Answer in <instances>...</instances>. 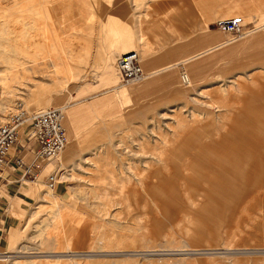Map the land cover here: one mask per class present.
Masks as SVG:
<instances>
[{
    "label": "rangeland",
    "instance_id": "1",
    "mask_svg": "<svg viewBox=\"0 0 264 264\" xmlns=\"http://www.w3.org/2000/svg\"><path fill=\"white\" fill-rule=\"evenodd\" d=\"M174 1L0 0V125L19 110L55 108L67 134L36 181L9 193L0 181L9 214L1 244L9 237L13 259L264 264V4L189 2L176 33L140 37L149 10ZM232 18L243 20L240 36L215 26ZM205 33L228 51L213 57L219 48L199 41ZM129 52L144 77L121 82L116 62ZM149 165L140 187L130 168ZM104 167L132 180L120 197ZM57 170L51 190L45 180ZM55 194L68 208L60 221Z\"/></svg>",
    "mask_w": 264,
    "mask_h": 264
},
{
    "label": "built area",
    "instance_id": "2",
    "mask_svg": "<svg viewBox=\"0 0 264 264\" xmlns=\"http://www.w3.org/2000/svg\"><path fill=\"white\" fill-rule=\"evenodd\" d=\"M222 30L238 33L241 29L240 20H225L217 24ZM129 64L121 62L123 70V80L129 81L140 78L142 73L137 65L136 56ZM38 146L36 150V160L31 164H25L20 155L29 148V145ZM65 130L60 123V115L57 111L47 110L41 114H28L26 111L19 110L12 114L10 120L4 126H0V181L4 178L6 168H9L8 174H16L17 181L24 179L36 180L37 173L41 164L56 156L65 146ZM53 170H55L53 168ZM55 174L50 175L47 184L50 187L55 185Z\"/></svg>",
    "mask_w": 264,
    "mask_h": 264
},
{
    "label": "crops",
    "instance_id": "3",
    "mask_svg": "<svg viewBox=\"0 0 264 264\" xmlns=\"http://www.w3.org/2000/svg\"><path fill=\"white\" fill-rule=\"evenodd\" d=\"M245 1V0H243ZM251 1V2H250ZM193 3L196 7L197 3H200L201 0H177L174 1V3H171V5L165 9L164 7V3H160L158 9H150L149 13H148V18L146 20H144L140 25H139V29H138V34L141 36H145L147 31H150V29H152L151 31L153 33H161V31L163 30H167L173 33H176V27H174L173 24V20H177L179 17V20L181 21L182 19H184L185 16V10L184 8L187 6V3ZM249 3H251V5H254V8H251V11H253L255 9V0H249ZM259 6H260V11L263 9L262 5L264 4L263 0L259 1ZM195 9V8H192ZM236 12L235 6L232 9L227 10V12H225V15H232ZM223 15V16H225ZM255 41H259L261 42L263 40V37H257L254 39ZM199 41L202 42L204 44L205 47L208 48H213V47H218V52L216 53H212L213 57H215L216 54H220V53H224L228 51V45L225 44L224 42H220L219 40V34H209V33H205L203 34V36H201L199 38ZM148 57H145V61H147ZM146 66V65H145ZM146 68H148V66H146ZM78 112V111H77ZM71 115L72 112H71ZM171 145V144H170ZM170 145L168 146H163L165 149H168L170 147ZM24 153L25 154L24 156ZM31 155L33 157V154L30 153L26 148L25 150L21 153V159L25 164H30V159L26 157V155ZM106 155V154H105ZM149 155V154H148ZM166 156V154H165ZM106 158V157H105ZM103 158V159H105ZM5 173V172H4ZM17 175L16 174H5L4 175V179L1 180V182L4 184L2 185L3 187L6 188V192L9 193V191H14L15 189L13 188H20L21 187V182L17 181ZM1 189V188H0ZM56 197H61L59 194H55ZM7 200L2 196V194H0V263L3 262H8L9 264H13V262H25V264H57V262H59V260H62L60 258H56V259H50V258H38V257H22V259H13L14 256L9 255V252H6V246L9 240V237L7 238V241L5 243V245L3 246L1 244V238L3 236V233L6 230V227L9 225V214H8V208H7ZM51 208L56 211L52 218L54 219V221H60L63 216L66 215L67 213V204L63 205L62 208L64 210H60L59 206H52L50 205ZM10 208V207H9ZM11 211V210H10ZM59 212V213H58ZM63 213V215H59ZM50 230L56 231L58 228H55L53 226H50L49 228Z\"/></svg>",
    "mask_w": 264,
    "mask_h": 264
},
{
    "label": "bare ground",
    "instance_id": "4",
    "mask_svg": "<svg viewBox=\"0 0 264 264\" xmlns=\"http://www.w3.org/2000/svg\"><path fill=\"white\" fill-rule=\"evenodd\" d=\"M232 19H238V20H240V25H241V29L239 30V32L238 33H231L230 31H227V30H222V29H220L219 27H217V24H220L221 22H223V21H225V20H219V21H217V22H215V26H216V28H217V30H219V31H221V32H224V33H226V34H229V35H232V36H234V37H237V36H240L242 33H243V28H244V25H243V20L241 19V18H232ZM228 20H231V19H228ZM136 56V58H137V65H138V68H139V70L141 71V73H142V75H141V77L140 78H137V79H134V80H129V81H127V82H134V81H138V80H141L143 77H144V72H143V70H142V68H141V66H140V63H139V56H138V54L136 53V52H129V53H127V54H124V55H122V56H120L118 59H117V62H116V65H117V69H118V72H119V76H120V79H121V82H124V80H123V75H124V73H123V70H122V68H121V66H120V63L121 62H125V63H127V64H129V61H131L132 59H130V57H132V56ZM186 80H187V82H188V79H187V77H186ZM47 110H53V111H57L58 112V114L60 115V123H61V125H62V127H63V129L65 130V136H66V144H67V134H66V129H65V127H64V125H63V119H64V116L62 115V113H61V111L59 110V109H55V108H51V109H45V110H39V111H33V112H31V113H29L28 112V114H33V113H37V114H41L42 112H45V111H47ZM23 111V110H22ZM12 115H10V117H11ZM10 117L8 118V121L10 120ZM8 121L5 123V124H7L8 123ZM5 124H3V125H0V126H4ZM66 144H65V146H64V148L56 155V156H58L64 149H65V147H66ZM29 152L31 153H33L34 154V158H35V160H36V150L38 149V146H34V145H32V144H30L29 145ZM144 151V150H143ZM163 153L162 152H156V156L159 158V159H161L162 158V155ZM21 156V155H20ZM56 156H54L53 158H51V159H49V160H46V162H50V161H52V160H54L55 158H56ZM34 160V161H35ZM37 160H39V162L41 161L40 159H37ZM36 160V161H37ZM96 164V163H95ZM97 168V170H99V166L98 165H95ZM40 168H41V166H40ZM104 169V173L106 174V180H107V182H110L111 184H113L116 188H117V195L116 196H114V197H116L117 198V196L118 197H120L121 195H123L124 194V192H125V189H126V187H127V185H128V183H130L132 180H130L129 179V176H128V178H123V180H121V181H117L116 180V176H115V173H114V171H113V169H111L110 167H104L103 168ZM151 171H152V169H151V167H150V165L148 166V167H146V170H144V171H141L138 167H134V168H130V172L132 173H130L131 175H133L134 177H136V179H137V183H138V185L140 186V187H143V185H144V182H145V180L148 178V176H150V174H151ZM59 170H57V171H53V172H51L47 177H46V184H47V179H48V177L50 176V175H54L55 174V180H56V182H55V185L53 186V187H50V186H48V184H47V187L49 188V189H53V188H55V186L59 183V180L61 179V177L62 176H60L59 174ZM38 174L39 173H37V176H38ZM96 174V173H95ZM99 175V174H98ZM36 180H37V177H36ZM36 180H33V181H36ZM25 181H27L26 179H24V180H22V183L23 182H25ZM31 182V181H30ZM21 183V184H22ZM95 189V188H94ZM93 189V190H94ZM95 194L94 195H96V197H99L100 196V194L98 193V191H97V188L95 189ZM106 193V192H105ZM108 194V193H107ZM113 199H115V198H113ZM48 200H49V202H50V205H52V206H54V207H56V206H59L60 207V210H64L63 208H62V206L63 205H65V203H64V201L63 200H60V199H58V197H55V195H49L48 196ZM54 212H56V211H54ZM59 213V212H58ZM60 216L61 215H63V213H61V214H59Z\"/></svg>",
    "mask_w": 264,
    "mask_h": 264
}]
</instances>
